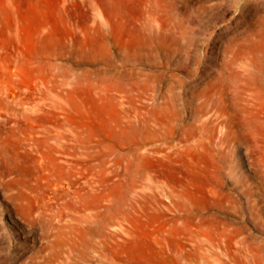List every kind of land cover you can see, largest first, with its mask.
I'll use <instances>...</instances> for the list:
<instances>
[{
	"label": "rangeland",
	"instance_id": "obj_1",
	"mask_svg": "<svg viewBox=\"0 0 264 264\" xmlns=\"http://www.w3.org/2000/svg\"><path fill=\"white\" fill-rule=\"evenodd\" d=\"M0 264H264V0H0Z\"/></svg>",
	"mask_w": 264,
	"mask_h": 264
}]
</instances>
